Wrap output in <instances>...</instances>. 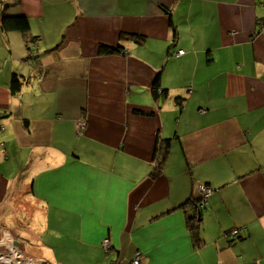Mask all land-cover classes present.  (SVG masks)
I'll list each match as a JSON object with an SVG mask.
<instances>
[{
    "label": "crops",
    "instance_id": "1",
    "mask_svg": "<svg viewBox=\"0 0 264 264\" xmlns=\"http://www.w3.org/2000/svg\"><path fill=\"white\" fill-rule=\"evenodd\" d=\"M261 21L264 0H0V255L13 238L37 264H264Z\"/></svg>",
    "mask_w": 264,
    "mask_h": 264
},
{
    "label": "trees",
    "instance_id": "2",
    "mask_svg": "<svg viewBox=\"0 0 264 264\" xmlns=\"http://www.w3.org/2000/svg\"><path fill=\"white\" fill-rule=\"evenodd\" d=\"M260 24L264 27V21H261ZM1 29L4 32L14 31V30L20 31L26 36V43L28 49L30 51H35L36 45L34 44L32 45V43L35 42L38 37L31 33L30 21L28 17H26V15L24 14L12 15L2 12ZM120 36L126 39H133L138 43L144 42V37L143 35L140 34L122 32ZM99 51L101 54H121L125 51V48L123 45L120 44L116 46L101 44L99 47ZM22 84H23V80L21 79V76L15 74V76L11 81L12 91L18 92L21 89ZM151 90L154 98L158 101L159 104L160 101H164L168 96L167 89L161 87L158 77L153 83ZM159 106L161 107V105ZM137 112L142 114H147V112L143 110H137ZM148 114H154V112H150ZM171 141H172L171 138H165V137H160L159 140L157 141L155 145V153H154V157L158 161L157 169L161 168L162 163L166 157V154L168 153L169 148L171 146ZM199 201L200 198L193 199L192 201V203L194 204L193 213L191 214L189 213L188 216V227L191 230L195 246H199L203 242V238L200 232V224H199V219L201 216V207H199Z\"/></svg>",
    "mask_w": 264,
    "mask_h": 264
},
{
    "label": "built area",
    "instance_id": "3",
    "mask_svg": "<svg viewBox=\"0 0 264 264\" xmlns=\"http://www.w3.org/2000/svg\"><path fill=\"white\" fill-rule=\"evenodd\" d=\"M185 51L183 49L178 50V52L175 53L176 56H180L182 54H184ZM81 125V123H80ZM196 190L198 191V193L200 194V201H199V207H203L204 205L207 204L209 197L212 195L213 193V189L212 187H210L209 185H206L204 183H198ZM240 229H233L231 232L228 233V236L231 239H234L237 237V235L239 234ZM110 243V240L108 238L104 239L103 241V245L105 247H108ZM3 257H10V255H0V260L6 263H10V264H15L14 262L11 261H7L5 259H3ZM132 264H144V262L142 261V257L141 254L139 252L136 253Z\"/></svg>",
    "mask_w": 264,
    "mask_h": 264
},
{
    "label": "bare ground",
    "instance_id": "4",
    "mask_svg": "<svg viewBox=\"0 0 264 264\" xmlns=\"http://www.w3.org/2000/svg\"><path fill=\"white\" fill-rule=\"evenodd\" d=\"M14 239L10 238L7 242L9 244L13 245V253L10 255V257H3V259L7 261L14 262L15 264H37V261L27 255H25L15 243H13Z\"/></svg>",
    "mask_w": 264,
    "mask_h": 264
},
{
    "label": "rangeland",
    "instance_id": "5",
    "mask_svg": "<svg viewBox=\"0 0 264 264\" xmlns=\"http://www.w3.org/2000/svg\"><path fill=\"white\" fill-rule=\"evenodd\" d=\"M198 183H201V182H198ZM198 183H196V185H195L196 187H197V184H198ZM197 192H198V191H197ZM23 253H24V252H23ZM26 253H27V256H28V254H29V253H28V250L26 251ZM24 254H25V253H24ZM0 264H6V263H3V262L0 261ZM9 264H10V263H9Z\"/></svg>",
    "mask_w": 264,
    "mask_h": 264
}]
</instances>
